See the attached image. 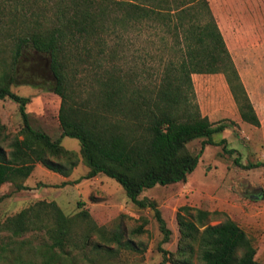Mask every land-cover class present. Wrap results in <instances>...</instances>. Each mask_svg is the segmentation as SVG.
Returning a JSON list of instances; mask_svg holds the SVG:
<instances>
[{
    "label": "trees",
    "instance_id": "1",
    "mask_svg": "<svg viewBox=\"0 0 264 264\" xmlns=\"http://www.w3.org/2000/svg\"><path fill=\"white\" fill-rule=\"evenodd\" d=\"M139 25L160 26L176 45L172 58L144 84L137 74L122 73L117 64L128 28ZM0 58L7 60L5 65L0 62V100L15 103L21 120V138H11L5 145L7 152L2 145L6 138H0V185L25 179L34 164L69 176L76 157L60 146V139H74L87 169L79 179L101 174L114 180L133 205L152 211L162 243L167 242L169 230L155 204L137 199L138 195L154 186L184 183L204 146L225 143L224 139L211 140L225 126H213L200 114L190 76L223 74L240 120L259 127L206 0H0ZM28 58H34L30 68L36 74L52 81L51 92L59 98L60 133L54 140L30 127L24 110L29 99L9 90L18 83L40 85L35 80H19ZM84 66L99 73L95 106L88 110L69 103L66 93L77 68ZM200 138L197 153L187 151L186 145ZM208 215L180 207L175 221L181 246L176 257L160 250L159 264H259L253 259L249 239L233 221L208 225ZM78 216L88 233L96 235L94 251L111 242L132 245L122 242L121 232L95 227L86 213ZM72 225V219L53 202H35L6 218L0 230L12 239L43 232L46 243L37 249V258L2 257L0 252V260L6 258L5 264H67L65 249L88 245L91 236L86 231L76 234ZM141 232L140 227L132 231Z\"/></svg>",
    "mask_w": 264,
    "mask_h": 264
},
{
    "label": "rangeland",
    "instance_id": "2",
    "mask_svg": "<svg viewBox=\"0 0 264 264\" xmlns=\"http://www.w3.org/2000/svg\"><path fill=\"white\" fill-rule=\"evenodd\" d=\"M206 1L215 23L220 13L224 17L227 12L234 19L231 25L241 24L250 39L234 48L227 41L225 44L252 107L259 112L261 124L255 128L240 120L223 74L190 76L200 114L206 116L213 126H225L223 131L213 134L211 140L216 143L224 139L225 143L204 146L196 167L184 183L154 186L138 195L137 199H147L155 204L169 230L167 242H161L162 236L152 211L133 205L114 180L101 174L87 180L79 179L85 173L79 145L67 137L60 139V146L76 157V166L69 176L61 177L34 164L25 179L0 185V224L35 202H53L65 217L72 219L76 234L85 231L91 234L88 245L65 249L67 264H159L162 259L160 250L176 257L181 246L175 214L185 206L207 212L208 225L226 219L233 221L253 246V259L264 264V114L260 115L264 113V0ZM252 25L253 29H248ZM247 31L254 32L252 36L258 38L256 43H252V36ZM175 46L173 40L161 32L160 26L155 29L132 26L128 28L125 44L117 55V64L122 73L137 74L140 83L144 84L172 58ZM33 59L23 62L19 80H35L40 85L33 87L18 83L9 90L29 99L24 110L30 127L54 140L60 133L57 122L59 98L51 92L52 81L30 68ZM5 61L0 58L3 64ZM86 67L77 68L66 91L69 103L72 101L83 110L95 106L99 89L96 82L99 73ZM20 129L17 105L8 99L0 100V138H6L2 143L5 152L8 151L5 145L11 138H21ZM201 140L189 142L187 151L197 153ZM77 179L78 182L74 183ZM62 182L67 184L61 185ZM81 212L87 214V219L95 227L110 233L121 232L122 242L128 240L132 245L118 246L111 242L94 251L92 243L96 241V235L88 233L84 227L78 216ZM138 227L142 232L133 234ZM45 243L40 231L12 239L0 230L2 257L37 258V249ZM5 260H0V264H5Z\"/></svg>",
    "mask_w": 264,
    "mask_h": 264
},
{
    "label": "crops",
    "instance_id": "3",
    "mask_svg": "<svg viewBox=\"0 0 264 264\" xmlns=\"http://www.w3.org/2000/svg\"><path fill=\"white\" fill-rule=\"evenodd\" d=\"M230 1H227V3H229ZM227 6V5H226ZM225 7V6H224ZM223 10V9H222ZM227 8L225 9L226 12ZM218 12H220L218 10ZM218 12H216V14L218 15ZM226 16H222L221 13L218 15L220 18H217V28L221 34V37L223 39L224 44L229 42L232 46V48L236 47L239 43L244 44L245 42H247L248 37L246 36V31L244 30V27L241 26V24L239 25H231V23L234 21L233 17L229 16L230 14H227V12L225 13ZM231 17V18H230ZM248 29H253V25L249 26ZM244 30V31H243ZM248 35H254V32L251 33V31H247ZM251 40L253 41L252 43H256V41H258V38H256L255 36L251 37ZM227 41V42H226ZM237 44V45H236ZM226 46V44H225ZM258 48V47H257ZM255 50V49H253ZM257 50V49H256ZM235 53V52H234ZM230 55V54H229ZM258 60V58H257ZM250 100V99H249ZM255 114H257V118H259V112H256L255 108L253 107ZM264 113H261L260 115H263ZM259 121V119H258ZM259 124H261V122L259 121ZM199 161V160H198ZM198 163V162H197ZM84 166V165H83ZM85 167V166H84ZM87 172V169L85 167V173ZM84 173V174H85ZM83 174V175H84Z\"/></svg>",
    "mask_w": 264,
    "mask_h": 264
}]
</instances>
